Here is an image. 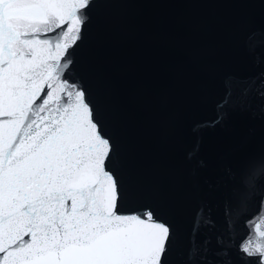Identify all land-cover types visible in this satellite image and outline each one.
<instances>
[{
	"label": "water",
	"instance_id": "1",
	"mask_svg": "<svg viewBox=\"0 0 264 264\" xmlns=\"http://www.w3.org/2000/svg\"><path fill=\"white\" fill-rule=\"evenodd\" d=\"M88 17L64 78L110 139L121 211L172 226L165 264H248L239 246L264 205V0H93Z\"/></svg>",
	"mask_w": 264,
	"mask_h": 264
},
{
	"label": "snow or ice",
	"instance_id": "2",
	"mask_svg": "<svg viewBox=\"0 0 264 264\" xmlns=\"http://www.w3.org/2000/svg\"><path fill=\"white\" fill-rule=\"evenodd\" d=\"M92 2L0 0V264H165L172 226L121 211L110 139L64 78ZM248 224L239 250L264 264V205Z\"/></svg>",
	"mask_w": 264,
	"mask_h": 264
}]
</instances>
